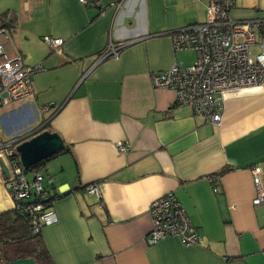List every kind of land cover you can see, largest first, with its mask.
<instances>
[{"label": "crops", "instance_id": "1", "mask_svg": "<svg viewBox=\"0 0 264 264\" xmlns=\"http://www.w3.org/2000/svg\"><path fill=\"white\" fill-rule=\"evenodd\" d=\"M99 4L101 15L78 0H0V27L12 19L4 28L8 51L25 67H44L32 77L30 97L0 110V137L44 121L70 149L43 173L48 191L66 194L52 203L56 223L41 231L51 264H264V202H255L250 173L261 169L264 189V84L230 96L220 125L206 124L174 107V93L154 88L150 75L193 63L192 52L173 50L170 34L204 22L207 0ZM229 16L262 20L256 42L264 36V0H236ZM46 37L63 41L59 51ZM109 43L125 47L97 63ZM117 143L129 151L120 153ZM4 178L0 167V212L13 207ZM91 185L99 198L83 189ZM169 194L202 237L200 246L145 242L149 205Z\"/></svg>", "mask_w": 264, "mask_h": 264}, {"label": "built area", "instance_id": "2", "mask_svg": "<svg viewBox=\"0 0 264 264\" xmlns=\"http://www.w3.org/2000/svg\"><path fill=\"white\" fill-rule=\"evenodd\" d=\"M200 1V0H196ZM84 7L101 8L99 0H78ZM236 0H207V15L202 23L188 25L170 34L174 51H189L195 56L190 65L173 64L168 70L150 75L154 88L168 89L175 95L173 106L184 107L206 124L218 127L223 118L224 104L230 96L242 95L262 88L264 84V36L256 42V35L263 26L262 20L236 21L229 12ZM118 9L120 3L111 4ZM43 42L59 51L61 39L43 38ZM257 51L253 52L252 47ZM9 38L0 28V110L14 102L25 100L32 95V77L44 71L42 64L25 67L21 57L9 52ZM125 46L109 43L99 56L97 63L114 58ZM43 108L42 111H47ZM168 113L164 115L165 118ZM31 128L8 140L0 137V158L9 170L4 178V188L18 213L33 216L32 233L37 234L46 226L56 223L57 217L52 207L45 208L43 202L51 191L43 187L44 177L33 173L31 181L26 178L25 169L19 162L11 159L17 155L16 146L27 134L40 130ZM19 137V138H18ZM117 150L126 154L129 147L117 143ZM256 190L255 202H264V189L261 186V169L250 168ZM86 192L99 198L96 185L86 187ZM35 203L25 204L27 200ZM151 229L145 238L148 245H154L169 238L176 239L185 247L202 244V237L191 223L188 215L172 194L157 198L148 209Z\"/></svg>", "mask_w": 264, "mask_h": 264}, {"label": "trees", "instance_id": "3", "mask_svg": "<svg viewBox=\"0 0 264 264\" xmlns=\"http://www.w3.org/2000/svg\"><path fill=\"white\" fill-rule=\"evenodd\" d=\"M4 17H6V15ZM11 22L12 19L7 20L0 28H7ZM44 124V121L40 124L43 126H41L39 133L47 130L48 124ZM69 152V147L65 146L60 154ZM58 155L26 169L25 172L41 173V171L45 169L46 163ZM12 158L18 161L17 155L11 156V159ZM223 172L224 170H221L217 176H220ZM83 189H86V187ZM64 195L59 196L53 192L50 197L43 202L45 208L51 207L54 200ZM35 202L36 201L29 199L25 204H32ZM32 220L33 216L28 212L18 213L14 206L9 210L0 212V252L5 264L14 260L26 258H33L36 264H51L49 253L42 241L41 232L37 234L32 233Z\"/></svg>", "mask_w": 264, "mask_h": 264}, {"label": "water", "instance_id": "4", "mask_svg": "<svg viewBox=\"0 0 264 264\" xmlns=\"http://www.w3.org/2000/svg\"><path fill=\"white\" fill-rule=\"evenodd\" d=\"M25 130L22 133H25ZM16 152L19 157L20 165L23 169L47 160L55 155L60 154L64 150V144L58 134L49 132L48 130L39 131L33 134H27L22 141H18ZM0 167L5 178L9 176V170L5 162L0 158ZM8 264H36L33 258L18 259Z\"/></svg>", "mask_w": 264, "mask_h": 264}, {"label": "rangeland", "instance_id": "5", "mask_svg": "<svg viewBox=\"0 0 264 264\" xmlns=\"http://www.w3.org/2000/svg\"><path fill=\"white\" fill-rule=\"evenodd\" d=\"M184 57V56H183ZM192 57V54H190L189 53V55L188 54H185V60H186V62L187 61H189V59ZM188 58V59H187ZM190 62V61H189ZM35 109H36V111H37V115H35L34 114V112L32 111V109H31V114H32V117H33V120H34V122L35 123H37L40 119H41V114H40V111L38 110V108L37 107H35ZM1 135L3 136L4 135V132H3V130L1 131ZM4 137V136H3ZM43 173H44V169L41 171V174L43 175ZM31 172H29L28 174H27V180L28 181H30L31 180ZM43 177H44V175H43ZM45 178V177H44ZM42 185H43V187H46V181L44 180L43 182H42ZM0 264H5L4 263V261H3V259H2V254H1V252H0Z\"/></svg>", "mask_w": 264, "mask_h": 264}]
</instances>
